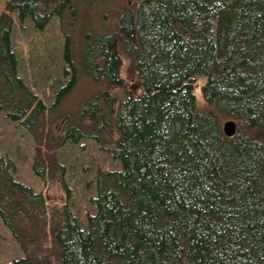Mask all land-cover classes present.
I'll return each mask as SVG.
<instances>
[{
  "label": "trees",
  "instance_id": "16d2710c",
  "mask_svg": "<svg viewBox=\"0 0 264 264\" xmlns=\"http://www.w3.org/2000/svg\"><path fill=\"white\" fill-rule=\"evenodd\" d=\"M134 1L110 30L84 33L78 66L93 91L31 166L42 179L56 171L65 197L56 152L66 143L92 140L118 168L97 166L95 211L81 221L0 157V222L22 252L6 264H264V0ZM73 5L8 0L0 14V115L38 143L75 86L71 40V76L47 107L18 74L11 14L42 29ZM120 56L137 95L114 92Z\"/></svg>",
  "mask_w": 264,
  "mask_h": 264
},
{
  "label": "rangeland",
  "instance_id": "374dc122",
  "mask_svg": "<svg viewBox=\"0 0 264 264\" xmlns=\"http://www.w3.org/2000/svg\"><path fill=\"white\" fill-rule=\"evenodd\" d=\"M6 1L0 0V14L5 10ZM133 4L134 0H77V5L70 6L63 17L52 15L42 29H37L28 19L19 22L16 15L11 14L18 74L47 107L71 76V70L63 59L65 35L71 40L72 59L77 74L75 86L61 100L53 122H50V118L45 119L41 143L34 141L24 128L0 115V157L12 164L14 178L34 191L41 192L51 207L69 202L81 221H84L87 213L95 211L91 197L95 193L97 166L113 169L118 168V163L92 140L85 139L76 145L66 143L56 152V156L58 162L63 163L65 170L62 178L71 191L67 197L60 188V179L55 170L52 175L42 179L32 172L31 166L36 151L43 153L47 146L55 145L71 112L93 91L89 78L78 66L80 51L84 46V33L87 31L94 36L110 30L115 23L117 10ZM119 60L118 72L123 86L115 89L116 96L120 98L127 92L137 95L138 80L130 68L129 60L124 56H120ZM197 97L198 106H203L200 96ZM21 255L19 246L0 222V264H6Z\"/></svg>",
  "mask_w": 264,
  "mask_h": 264
},
{
  "label": "water",
  "instance_id": "95a60500",
  "mask_svg": "<svg viewBox=\"0 0 264 264\" xmlns=\"http://www.w3.org/2000/svg\"><path fill=\"white\" fill-rule=\"evenodd\" d=\"M139 81L136 85L139 86ZM222 132L226 137H233L236 133V123L233 120H227L222 124Z\"/></svg>",
  "mask_w": 264,
  "mask_h": 264
},
{
  "label": "bare ground",
  "instance_id": "6f19581e",
  "mask_svg": "<svg viewBox=\"0 0 264 264\" xmlns=\"http://www.w3.org/2000/svg\"><path fill=\"white\" fill-rule=\"evenodd\" d=\"M137 72V71H136Z\"/></svg>",
  "mask_w": 264,
  "mask_h": 264
}]
</instances>
